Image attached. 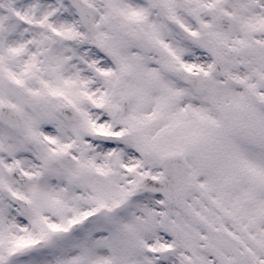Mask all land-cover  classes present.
Instances as JSON below:
<instances>
[{
    "label": "snow or ice",
    "instance_id": "snow-or-ice-1",
    "mask_svg": "<svg viewBox=\"0 0 264 264\" xmlns=\"http://www.w3.org/2000/svg\"><path fill=\"white\" fill-rule=\"evenodd\" d=\"M0 264H264V0H0Z\"/></svg>",
    "mask_w": 264,
    "mask_h": 264
}]
</instances>
